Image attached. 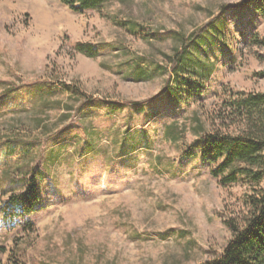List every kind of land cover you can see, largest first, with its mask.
<instances>
[{"label":"rangeland","instance_id":"374dc122","mask_svg":"<svg viewBox=\"0 0 264 264\" xmlns=\"http://www.w3.org/2000/svg\"><path fill=\"white\" fill-rule=\"evenodd\" d=\"M211 24L222 42L187 50L216 69L201 94L178 101L167 91L178 34L190 42ZM256 36L264 13L244 0H120L83 13L60 0H0V264H202L220 253L232 236L226 221H244L252 189L212 174L194 127L199 119L201 132H226L230 97L264 92ZM140 70L151 78L138 81ZM171 123L178 141L164 135ZM77 132L94 143L81 155ZM19 194L31 196L27 206H7Z\"/></svg>","mask_w":264,"mask_h":264},{"label":"trees","instance_id":"16d2710c","mask_svg":"<svg viewBox=\"0 0 264 264\" xmlns=\"http://www.w3.org/2000/svg\"><path fill=\"white\" fill-rule=\"evenodd\" d=\"M60 1L73 12L83 13L88 10L102 12L112 2L120 0ZM244 5H254L264 13V0H244ZM110 19L133 35L141 36L142 39L147 41L158 37L159 33L153 35L142 33L144 31L142 25L129 19L118 20L116 17H110ZM211 26V29L206 30L204 33H200L199 29L192 33L195 38L190 42L186 41L188 37L178 34L182 50H178L177 60L176 56L170 59V62L173 63V70L168 78L167 87L168 94L178 101L189 98L195 93L201 94L202 90L200 88H203L206 80L211 79L216 69L215 62L212 61L207 64L204 61H199L197 58H193L187 50L190 44L195 47H200L205 43L215 45L217 40H220L219 34L216 33L219 31L214 28L216 25L211 24ZM220 41L222 42V40ZM254 42L264 45V39H259L257 36ZM185 45L186 47H184ZM76 48L89 57L98 56V50L89 43H79ZM136 66L139 68V65ZM138 75V81L151 78L149 71L140 70ZM170 82H172V85ZM67 87L75 95H79L80 98L82 96L86 101H99L87 96L75 87ZM17 89L19 88H8L1 95H11ZM110 102L113 104L118 103L115 101ZM62 104V102H57L56 106L60 107ZM226 108L229 109L231 114V117H229L231 118L230 122L227 124H225L226 121L221 122L229 130L231 124L239 121L241 131L236 134L220 129L201 132L204 128V122L195 119L197 123L194 128L198 133H202L200 134L202 141L201 157L203 160L215 165L212 174L215 177H221L224 184L244 179L251 186L252 192L247 195L248 211L244 221L234 218L226 221L232 232L231 238L220 253L207 259L202 264H264V92H239L236 96L230 97ZM69 116L67 111L62 113L58 124L64 123ZM37 121L41 129L48 130V125L44 124L42 119H37ZM164 135L178 141L181 134L177 124L171 123L165 127ZM90 140L92 141V139L88 140L86 138L81 140V135L77 132L74 149L80 155L84 154L86 150L91 149L94 145ZM7 143L13 142L7 141ZM34 181L35 177L29 179L28 192L32 191ZM30 200V195H12L6 201V204L7 206L13 205L24 209Z\"/></svg>","mask_w":264,"mask_h":264},{"label":"bare ground","instance_id":"6f19581e","mask_svg":"<svg viewBox=\"0 0 264 264\" xmlns=\"http://www.w3.org/2000/svg\"><path fill=\"white\" fill-rule=\"evenodd\" d=\"M54 19H56V18H54ZM55 21H57V20H55ZM55 21H54V22H55Z\"/></svg>","mask_w":264,"mask_h":264}]
</instances>
